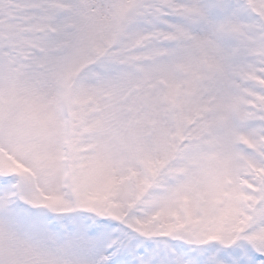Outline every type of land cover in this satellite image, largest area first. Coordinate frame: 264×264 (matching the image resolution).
Listing matches in <instances>:
<instances>
[{"label": "snow or ice", "instance_id": "1", "mask_svg": "<svg viewBox=\"0 0 264 264\" xmlns=\"http://www.w3.org/2000/svg\"><path fill=\"white\" fill-rule=\"evenodd\" d=\"M0 264H264V0H0Z\"/></svg>", "mask_w": 264, "mask_h": 264}]
</instances>
